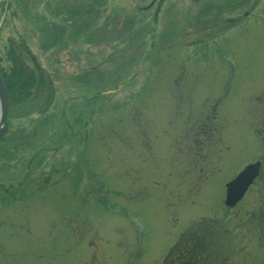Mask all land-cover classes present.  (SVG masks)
<instances>
[{
    "label": "rangeland",
    "instance_id": "obj_1",
    "mask_svg": "<svg viewBox=\"0 0 264 264\" xmlns=\"http://www.w3.org/2000/svg\"><path fill=\"white\" fill-rule=\"evenodd\" d=\"M3 1L0 75L13 50L46 90H7L0 264H162L208 218L264 264V0Z\"/></svg>",
    "mask_w": 264,
    "mask_h": 264
},
{
    "label": "trees",
    "instance_id": "obj_2",
    "mask_svg": "<svg viewBox=\"0 0 264 264\" xmlns=\"http://www.w3.org/2000/svg\"><path fill=\"white\" fill-rule=\"evenodd\" d=\"M6 6L9 7V3ZM9 56L13 65L9 72L1 73L11 105L29 100L32 96L29 90L32 88H37V91L46 90V83L40 73L36 75L28 66L25 67L13 50ZM229 234L231 235L230 231L224 233L216 220L201 219L181 235L165 256L162 264H229L227 259L233 254L232 251L225 253L226 260H223L221 255L222 243L231 242Z\"/></svg>",
    "mask_w": 264,
    "mask_h": 264
},
{
    "label": "water",
    "instance_id": "obj_3",
    "mask_svg": "<svg viewBox=\"0 0 264 264\" xmlns=\"http://www.w3.org/2000/svg\"><path fill=\"white\" fill-rule=\"evenodd\" d=\"M2 0H0L1 2ZM4 0L3 3H6ZM2 21V19H1ZM9 99L5 83L0 75V138L8 130ZM262 177V161L257 160L248 164L235 178L226 184L225 205L234 207L243 198L249 187L256 179Z\"/></svg>",
    "mask_w": 264,
    "mask_h": 264
},
{
    "label": "bare ground",
    "instance_id": "obj_4",
    "mask_svg": "<svg viewBox=\"0 0 264 264\" xmlns=\"http://www.w3.org/2000/svg\"><path fill=\"white\" fill-rule=\"evenodd\" d=\"M250 188H251V187H249V189H250ZM249 189L247 190V192L249 191ZM247 192L245 193L244 197L246 196Z\"/></svg>",
    "mask_w": 264,
    "mask_h": 264
}]
</instances>
